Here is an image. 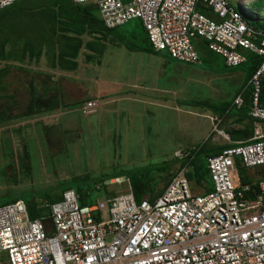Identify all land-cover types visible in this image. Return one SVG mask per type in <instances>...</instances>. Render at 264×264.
Wrapping results in <instances>:
<instances>
[{
    "label": "built area",
    "instance_id": "built-area-1",
    "mask_svg": "<svg viewBox=\"0 0 264 264\" xmlns=\"http://www.w3.org/2000/svg\"><path fill=\"white\" fill-rule=\"evenodd\" d=\"M18 1L0 0V10ZM71 3L96 5L107 30L138 20L151 48L179 62L200 63L196 41L220 56L227 68L242 66L247 54L260 59L248 81L249 115L256 128L248 142L206 159L212 190L204 195L191 192L182 169L152 203L137 202L128 183L126 193L90 205H80L76 192L67 190L62 200L44 204L46 219H32L23 200L0 206V264H264V177H252L264 169V31L249 28L228 0ZM242 104L238 95L234 105ZM98 107V102L87 101L80 112L91 115ZM240 168L258 182L256 199H246L252 188L242 183Z\"/></svg>",
    "mask_w": 264,
    "mask_h": 264
},
{
    "label": "crops",
    "instance_id": "crops-1",
    "mask_svg": "<svg viewBox=\"0 0 264 264\" xmlns=\"http://www.w3.org/2000/svg\"><path fill=\"white\" fill-rule=\"evenodd\" d=\"M18 3L29 7L42 5V2L20 1ZM31 14L28 13L26 16H31ZM33 14L35 22L28 20L27 24L33 25L34 28L24 29L22 33L32 35L36 40L44 35L48 38V42L46 47L34 43L32 52H42L38 63H29L24 59V55H28L24 53V37L11 50L12 59L0 63V70H2L0 74V121L6 122L9 119L21 118L43 123L58 116V112L63 114V111L70 106L80 107L87 101H96L99 107L93 114L101 115L108 111L112 115H117L121 123L117 126L118 129L137 127L149 132L151 129L149 121L154 113L171 112L175 114L174 127L180 128L179 114L184 113L187 102H190L192 106L199 105L207 110L206 105L213 104L209 99L194 97L188 100V97H193L194 94L188 92L187 86H196V84L191 82L187 73L201 66L202 57L211 54L218 57L219 61L224 64L220 56L203 47V42L196 41L200 63L188 64L171 59L165 52H156L152 48L144 49L148 43L143 28L142 34L138 36L140 41L138 44L131 40L136 39L134 30L128 32L129 38L120 37L117 32L108 34L104 32L103 26L93 23L92 35H89L88 28L85 30L74 28L72 20L51 19L47 23L43 21L41 14ZM26 16L24 20H27ZM76 21L78 26H87L91 22L90 19L84 17L77 18ZM63 34H66L67 38H64ZM73 59L75 66L69 63ZM81 74H86L87 77L82 78ZM94 74L96 77L92 78ZM86 78L95 81L90 95H88L87 84L83 82L87 80ZM100 85L105 87L102 88ZM248 87V84L244 83L239 90L233 91L229 101L220 106L234 105V99L238 95H242L243 98ZM110 105H114L115 108L106 110L105 107ZM217 114L214 109L209 108L207 115L204 116L213 128L211 132L206 133L203 143L207 140L211 143L213 156L219 154L224 145L231 143L227 131L242 129L244 125L236 118H232L228 120L224 131L219 130L217 125L220 119ZM230 114H235V112L231 111ZM144 120L149 125H144ZM44 129L48 128L44 127ZM261 129L264 133V124L261 125ZM218 132H223L228 140ZM238 142L242 141H236L234 144ZM191 149L194 147H190L185 152L179 149L173 151L174 165L181 164ZM178 152L186 156L178 158L175 156ZM263 173L264 169H257L253 173L255 176L252 174V177L262 178ZM195 192L196 195H200L202 189L195 190Z\"/></svg>",
    "mask_w": 264,
    "mask_h": 264
},
{
    "label": "rangeland",
    "instance_id": "rangeland-1",
    "mask_svg": "<svg viewBox=\"0 0 264 264\" xmlns=\"http://www.w3.org/2000/svg\"><path fill=\"white\" fill-rule=\"evenodd\" d=\"M228 1L235 7L239 3L248 5L253 12L252 17L256 14L261 17L263 14L255 7L253 9V0ZM248 20L251 21L249 17ZM133 30L136 39L131 40L139 44L138 36L142 34V27L138 20L126 23L118 29L117 34L129 38L128 32ZM201 60V66L187 73L191 82L196 84L187 86L188 92L194 94L188 100L194 97L209 99L217 108L230 100L233 91L244 85L246 68H227L218 57L211 54L203 56ZM80 76L87 77L86 74ZM95 77L94 74L92 78ZM83 82L87 84L90 95L95 81L87 79ZM189 103L184 113L179 114L180 128L174 127L175 114L154 113L151 119L148 118L151 127L149 132L137 127L118 129L121 123L117 115L108 111L101 115H82L78 105L68 107L63 114L58 112V116L43 123L21 118L2 122L0 195L10 192L20 194L25 199L40 197L71 183L77 177L86 178L81 185L84 189L100 187L96 184L99 179L110 178L105 182L109 194L118 195L129 189L127 177L130 174L141 172L143 178L147 179L146 173L150 180L161 175L156 169L170 167V170L177 171L180 164L174 165L173 151L179 149L185 152L190 147L196 148L213 128L204 117L209 108L207 110ZM114 108V105L105 107L106 110ZM143 124L149 125L145 120ZM25 157L27 160L24 163ZM114 177H118V183ZM191 192L196 194L192 188ZM91 194L99 200L107 197L103 189L100 192L93 190ZM2 201L4 199H0V203Z\"/></svg>",
    "mask_w": 264,
    "mask_h": 264
},
{
    "label": "trees",
    "instance_id": "trees-1",
    "mask_svg": "<svg viewBox=\"0 0 264 264\" xmlns=\"http://www.w3.org/2000/svg\"><path fill=\"white\" fill-rule=\"evenodd\" d=\"M20 1H30L34 3L42 2V5L35 6H22L20 5ZM13 5L0 10V63L7 62L12 59L13 52L11 50L17 46V43L24 37V53H28V55H24V59L29 63H38L41 57L42 52L38 51V53H33L32 48L34 43H38L40 46H45L48 42V38H45L44 35H41L39 39H34L32 35H26L23 32L24 29L34 28L33 25H29V22H35L34 14H41V18L43 21L49 23L51 19H61L66 18L72 20L74 24V28H83L84 30L88 28L89 35H92V24L98 23L101 26V20L98 15V10L96 5L87 4V5H73L71 0H20ZM229 2V1H228ZM230 6L235 9V11L240 15L241 20L254 32H263L264 31V0H253V9L254 7L258 10V12L263 13L262 16H258L256 14L255 17H252L253 12L250 7L246 4H238L236 7L229 2ZM200 11L207 14L209 17H212V14L207 13V10L200 6ZM28 13H32L31 16H26ZM28 17L27 20H24V17ZM84 17L90 19V23L85 25H77V18ZM99 19H98V18ZM248 17L251 21L248 20ZM28 20H33L29 21ZM141 24V23H140ZM142 26V25H141ZM122 27V26H121ZM119 27V28H121ZM119 28L107 30L103 27L104 32L116 34ZM143 28V27H142ZM144 30V29H143ZM145 33V31H144ZM146 35V34H145ZM64 38L66 34L62 35ZM78 37V36H77ZM146 42L148 46L144 47L146 50H150L151 46L146 37ZM9 47V49H7ZM46 47V46H45ZM205 48V45L203 44ZM71 60L69 63L72 65H76L75 62ZM261 60L255 57L252 54H247V61L243 66L246 68V80L245 85L248 84V81L255 71V69L260 64ZM2 70H0L1 74ZM250 88L248 87L243 96V104L240 108H236V106L229 104L225 106L213 107L212 105H206L210 109H214L217 117L220 119L217 128L219 130L225 129L227 122L229 119L236 118L240 123H244L242 129L227 131L231 143L224 145L222 149L230 148L235 146L236 141L248 142L254 135L255 129V121L250 117L249 112L251 108L250 102ZM261 101L264 102V78L261 79ZM231 111H234L235 114H230ZM2 123V121H0ZM48 131V129H47ZM57 137H60L57 136ZM24 147V146H23ZM211 143L207 140L203 144L197 146L194 149H191L188 152V155L182 160L180 164V169L170 170V167L156 169L155 171L159 174L157 179L150 178L146 175L147 179H144V175L141 172L130 174L127 179L130 184L131 191L133 196L137 202H141L142 200H147L149 202H154L157 198H159L173 177L181 170L185 169V177L187 178L190 187L192 190H200L202 192L200 195H204L212 190L210 177L207 170L206 159L209 156H213L211 154ZM216 155V154H215ZM27 158L25 157L24 163ZM239 175L241 176L243 184H249L252 190L247 194L246 199H256L259 196L258 190V182L251 181L247 178L246 172L244 169L240 168ZM264 177V173L262 174ZM110 178H101L97 181L96 184H99L100 187L95 188H82L81 185L86 181V178H74L73 181L69 184H64L58 190H51L49 192L44 193L40 197H32L30 196L28 199H25L20 196V194H13L10 192H6L5 194L0 195V199H4L0 206L13 203L17 200H23L27 204L29 215L32 219H36L39 217L47 218L48 217V208L44 206L45 203L53 204L60 200H62V194L67 190H74L78 196V200L80 205H90L94 203L97 199L92 197V191L95 190L100 192L102 189L106 196L112 195L109 194L110 191L105 185V182ZM113 179H118V177H114Z\"/></svg>",
    "mask_w": 264,
    "mask_h": 264
}]
</instances>
